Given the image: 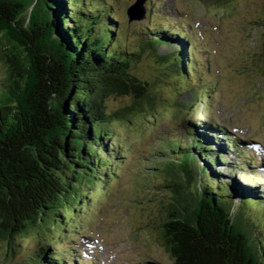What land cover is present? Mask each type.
Returning a JSON list of instances; mask_svg holds the SVG:
<instances>
[{
    "label": "trees",
    "instance_id": "16d2710c",
    "mask_svg": "<svg viewBox=\"0 0 264 264\" xmlns=\"http://www.w3.org/2000/svg\"><path fill=\"white\" fill-rule=\"evenodd\" d=\"M77 7L75 0H0V61L6 68L0 82L5 254L15 248L16 238L39 241L45 230L72 229L70 220L88 205L86 186L104 185L109 173L115 174L108 168L120 163L117 125L129 122L126 115L132 112L154 119L161 103L159 93H151L148 83L130 71L140 55L120 54L109 45L105 26ZM8 24L20 37L4 35ZM155 37L153 48L163 41ZM184 54L175 52L167 60L175 79L187 76ZM115 97L130 102L109 110L106 100ZM109 139L114 140L110 146ZM203 141L189 151L177 148L176 166L165 173L162 188L172 202L158 229L167 264H264V205L246 190L237 198L239 190L222 180L218 156L201 148ZM191 160L200 171L197 187L191 184ZM55 261L44 253L35 264Z\"/></svg>",
    "mask_w": 264,
    "mask_h": 264
},
{
    "label": "rangeland",
    "instance_id": "374dc122",
    "mask_svg": "<svg viewBox=\"0 0 264 264\" xmlns=\"http://www.w3.org/2000/svg\"><path fill=\"white\" fill-rule=\"evenodd\" d=\"M80 1L81 3L83 2V0ZM84 1L87 4L93 3L96 6L100 5L99 0ZM116 1L118 3V16L123 21L120 25L122 26V31L127 32L128 38L130 35L134 34L136 30L142 29V32H144L145 26L147 25L145 19L134 22L130 26L125 25L121 12L123 10L124 13L128 3H132L133 0H115V2ZM164 4L165 0H158L156 4L150 0L145 2V7L148 8L146 9L145 18L147 13L153 10L157 15L155 18L157 23H160L165 17V19L174 21L175 23H173L175 26H181L183 22L176 21L177 18L173 17L175 14L173 6H178L182 9V11H180L181 14L178 13V15H184L183 12H188V15L192 14L194 17L202 18L200 26L202 29L208 30L210 35V38L204 40V42H208V46L198 37L193 40H197L196 43L199 50L208 48L210 51L211 64L212 66L214 65V71L208 68V73L211 80L215 78L218 79L217 88H215L211 94L209 91V96L215 94V92L217 93V91L219 92L217 96L214 95L211 101L216 105V109L214 110L216 115L210 113L208 105L197 108L193 102H190L191 107L183 111L186 114L185 119H203L206 117L211 120H219L225 122L229 127L237 131H245L252 140L258 139L264 144V141L261 140L264 138V26L262 30L260 28L259 30L254 29L255 32L252 33L253 41L251 43V33L249 30L253 26L260 27L259 23L264 21V0H169L165 6ZM115 7H117L116 4ZM114 14H117L116 9ZM120 25L118 26L119 29ZM184 30H188V28L185 26ZM195 32L197 34L196 30ZM201 32L204 31L201 30ZM204 36L207 37V35ZM215 38L222 40L224 43L214 45ZM226 38L228 40L225 43ZM131 40L132 38H130L128 43L124 42V46H126L128 50H132L135 45V41L131 42ZM227 43H229V45H227ZM145 44L142 35H140L138 46L144 48ZM122 45L121 43L120 47H122ZM169 50L170 49L166 50L163 48L158 49L156 54L143 51L139 57L135 58L130 66V71L134 76L148 83L151 93L156 95L154 93L156 92L161 96V103L155 106L156 108L152 116L155 115V120H157L158 114H163L164 118H167V120H165L162 127H160L152 117L147 118L148 113L142 115V117H144L143 119L141 116H136V112L126 115L129 122H122L121 127L127 129V135L135 140L132 146L130 145L131 141L127 140V143L130 145V150L133 152L132 162L129 164L132 170L129 169L128 172V162H126L121 169L118 182H112V184L104 187L106 189L104 190L106 199H102V201L98 202H95V200L93 202L89 201L91 210L85 213L82 220L83 223L86 222L87 228L85 231H83V229L78 230L79 233L93 236V238H97L98 236L96 234L100 232L101 237H98V242H100L103 251H101L98 245H95V248L99 253L100 259L103 257L107 259L105 264H112L115 262L114 260L124 256H129L130 259H119L116 261V264L168 263L167 254L161 246L158 225L166 218V208L168 204L172 202L170 193L165 192L162 188L163 183L168 178L165 173L176 165L169 164L160 171L158 169L156 172L154 169L155 167H153L152 171L143 173L142 171L135 172L134 167L141 168L149 161L154 162L155 160H161L156 158L148 161L141 158L136 159V156L140 155L141 150L143 151L157 144L153 148V151L156 152L165 146L168 149V145L171 143H177V140L174 138V133L177 131L173 123L175 118L174 115L177 110L173 111L171 109L172 103L185 105L186 101L192 98V90L186 91L182 82L175 81L172 78L169 79V69L166 67L165 62H160L157 57V54L167 53ZM131 53L132 51H130V54ZM198 66L201 68V65ZM162 68H164V70ZM219 69L220 73L218 74ZM202 72V77H206L207 70L205 65H202ZM5 74L6 68L3 62L0 61V82ZM253 84L255 85L254 88H252ZM178 85L184 90L183 94L179 92L176 93ZM208 86V84L203 85V87ZM256 89L258 91H255ZM254 91L257 93L254 94ZM174 98L176 100H174ZM129 102V97L108 98L106 100V106L109 110H120L126 107ZM218 102H221L222 106L227 111L225 113V118H223V115L220 113L221 107L217 104ZM217 114H219V116ZM146 122L153 123L155 125V130L147 131L143 129ZM158 128L160 130L159 132L157 131ZM124 129L123 131H125ZM170 130L173 131V134L166 139L163 136L160 137L161 134H158L163 133L164 135H168L171 133ZM123 131L120 130L119 132L122 133ZM137 143L139 145H137ZM231 160H233V158H231ZM130 172L135 174L133 175ZM224 172L228 175L230 170L227 168ZM156 176L159 177L156 179ZM232 177L235 176L233 175ZM138 178L140 179L137 182L145 191L140 189V192H138L139 185L135 183ZM195 180H197L196 172ZM240 180L242 181L240 183L246 184V181L243 179ZM180 182L182 184V179H180ZM154 186L158 187L155 188ZM259 188L262 187L260 186ZM259 191L264 192V189L258 190V192ZM104 223L109 226V229L105 234H102V229L100 227L104 225ZM89 228L90 230H88ZM58 232V229L55 231L45 230L44 236L40 238V244L47 242V238L51 235L55 238L54 234ZM3 238V235H1L0 264H17L19 260L25 259L29 252L39 247V245H36V241L33 238L31 242L26 238H24V240L16 238L14 243L15 248L9 251V254H5L4 247L6 242ZM69 242V237L62 240L60 237H57L55 245L58 248H63L67 246ZM74 248L79 251L85 250L87 247L79 241ZM83 254L84 259L88 260V257L93 256L95 253L91 250H87L84 251ZM112 258L114 259L112 260Z\"/></svg>",
    "mask_w": 264,
    "mask_h": 264
},
{
    "label": "water",
    "instance_id": "95a60500",
    "mask_svg": "<svg viewBox=\"0 0 264 264\" xmlns=\"http://www.w3.org/2000/svg\"><path fill=\"white\" fill-rule=\"evenodd\" d=\"M9 26H7L6 25V28H4V29H2V32L4 33V35H6V37L8 36H10V38L12 37V35H15V37H20L19 35H18V33L17 32H15L14 31V28H13V25L12 24H8ZM3 35V36H4ZM11 43H15V41L13 40V39H11ZM26 56H28V55H26ZM161 224V223H160ZM159 224V225H160ZM158 225V226H159Z\"/></svg>",
    "mask_w": 264,
    "mask_h": 264
},
{
    "label": "flooded vegetation",
    "instance_id": "af4514ba",
    "mask_svg": "<svg viewBox=\"0 0 264 264\" xmlns=\"http://www.w3.org/2000/svg\"><path fill=\"white\" fill-rule=\"evenodd\" d=\"M102 185L103 184L101 182H98L94 186H86V188L84 190V195H85L86 202H89V199H90L92 193L94 192L95 186H97V188H101Z\"/></svg>",
    "mask_w": 264,
    "mask_h": 264
}]
</instances>
